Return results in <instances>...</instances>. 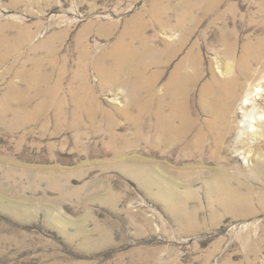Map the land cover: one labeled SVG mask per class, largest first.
I'll list each match as a JSON object with an SVG mask.
<instances>
[{
    "label": "rangeland",
    "instance_id": "rangeland-1",
    "mask_svg": "<svg viewBox=\"0 0 264 264\" xmlns=\"http://www.w3.org/2000/svg\"><path fill=\"white\" fill-rule=\"evenodd\" d=\"M157 12L191 18L166 29ZM142 18L156 46L136 49L148 54L145 85L151 48L180 44L158 89L190 57V111L210 141L213 103L199 93L217 97V80L237 76L244 49L264 40V0H0V264H264V175L251 155L245 162L235 137L227 164L204 157L208 141L155 147L150 114L134 120L148 92L134 103L100 74ZM222 171L246 202L213 189Z\"/></svg>",
    "mask_w": 264,
    "mask_h": 264
},
{
    "label": "bare ground",
    "instance_id": "bare-ground-1",
    "mask_svg": "<svg viewBox=\"0 0 264 264\" xmlns=\"http://www.w3.org/2000/svg\"><path fill=\"white\" fill-rule=\"evenodd\" d=\"M158 12L151 15L153 22L157 21L161 27L166 29L184 30L188 19L191 18L185 12L179 15L178 20L174 21L164 19ZM149 27L150 20L146 21L145 18L138 20L137 25L129 26L111 55L110 59L113 61V67L108 68L100 62V74L105 78L106 86L126 88L133 102L142 92H148L146 103L140 106L143 111L142 114L145 116L139 115L134 120L138 122V120L147 118L150 114V128L153 132L152 144L155 147L165 146L170 148L173 143L183 137L189 143H193L196 148L201 143L208 141L210 144L207 150L204 151V157L205 152L214 151L217 155L216 164H227L230 162L224 156L229 148L227 143L230 137H235L238 146L242 147L238 150L240 156L244 157L246 162L249 155H251V159L259 167L257 173L261 178L264 175V40L260 39L253 48L248 46L244 49L245 55H240L237 62L239 69L237 76L217 80L221 90L217 97H214L210 92V88L205 86L199 93V103L201 102L204 106L208 101L213 103L210 110L212 115H215V126L209 132V141L206 134L198 130V134H196L197 122L190 111L196 82L199 77L195 69L196 63H193L189 57L186 60L187 63L183 62L176 67L167 86L161 90L158 89L160 76L163 74L161 69L180 52V44L165 43L167 47L163 52H157L158 50L151 48L153 53L151 54L150 65L153 73L150 76L148 86L145 85L146 74L138 71V65L148 54L139 53L136 49L138 47L149 48L150 45L156 47L152 43L153 40L150 42V39L146 37V31ZM2 42L7 43L0 39V43ZM21 43L19 42L16 46H20ZM224 54L231 58L237 56L235 55V47L231 44H226ZM238 102L241 105L239 113L233 111ZM149 108L150 112H148ZM202 160H204L203 157ZM153 169L155 168L153 167ZM244 169L240 168L241 173L246 172V169ZM234 179L233 182H236V186L240 187L238 189L243 188V185L236 179L234 181ZM213 184L215 185L213 189L216 191L227 193L233 200L236 197L238 201L246 202L245 196H241L237 190H234L232 180L223 171ZM227 200H229L228 197Z\"/></svg>",
    "mask_w": 264,
    "mask_h": 264
}]
</instances>
